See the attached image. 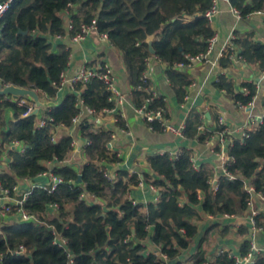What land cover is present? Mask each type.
<instances>
[{"label":"trees","instance_id":"obj_1","mask_svg":"<svg viewBox=\"0 0 264 264\" xmlns=\"http://www.w3.org/2000/svg\"><path fill=\"white\" fill-rule=\"evenodd\" d=\"M229 2L241 17L264 7V0ZM211 4L212 0H13L1 19L0 82L33 88L48 99H56L68 51L63 45L59 52L51 51L49 36L73 35L81 24H90L94 19L95 30L106 33L109 43L121 54L135 107L142 106L148 96L144 90L147 82L141 77L145 58L150 55L146 42L149 35H153L154 55L167 64L166 76L177 100L183 101L192 79L186 69L174 68L173 63H187L189 56L206 51L208 39L214 34L205 16ZM66 11L72 25L68 31L62 17ZM232 42L233 48H226L219 58L221 68L228 67L237 54L264 71L262 44L254 42L249 34L233 38ZM213 84L235 104L247 105L257 93L253 82H245L241 90L235 91L233 82L224 74H219ZM262 101L264 105V96ZM81 105L92 108L97 117L113 106L104 83L97 77L75 84L59 105L43 109L40 117L23 116L25 106L0 96V151L6 150L9 157L7 165L0 168L1 188L13 196V186L19 180L48 170V162L54 163L51 171L59 179L53 190L31 188L21 205L31 216L28 220L0 224V264H185L178 256L190 246L202 215L243 214L249 199L255 201L246 185L253 187V194L264 197V117L246 131V136L233 139L224 167L234 178L222 172L215 189L214 166L200 163L195 169L192 149L184 147L176 157H170L168 152L148 154L149 172L129 173L119 168L115 178L107 180V164L120 161L118 153L108 147L112 130L94 126V121L87 118L76 126L81 137L89 141L83 148L87 162L80 171L66 165L73 136L60 128L72 126ZM8 106L16 118H21L9 122L6 128L3 111ZM157 107L163 108L162 117L169 115L162 95L148 102V108ZM39 119H46L45 124L38 126ZM146 123L155 131L163 130L158 119ZM185 123L183 137L199 143L210 140L223 128L215 113L207 124L199 109H191ZM117 124L124 126L119 115ZM201 125L203 129H199ZM14 141L21 143L20 148L12 145ZM220 148L214 140L215 152ZM143 182L156 188L157 198L146 204L133 203L129 194ZM254 219L257 226L264 228V211ZM248 230L246 224L238 227L242 234ZM56 235L66 240L64 247L54 243ZM209 241L205 231L192 255V264L208 260L204 247ZM20 246L24 251L17 253ZM249 250L250 239H245L239 254ZM211 264L234 262L228 251H222ZM255 264H264V256H257Z\"/></svg>","mask_w":264,"mask_h":264},{"label":"crops","instance_id":"obj_2","mask_svg":"<svg viewBox=\"0 0 264 264\" xmlns=\"http://www.w3.org/2000/svg\"><path fill=\"white\" fill-rule=\"evenodd\" d=\"M215 4L218 12L210 23L214 29V34H216V40L208 54L207 58L209 61L206 63H196L184 68L195 83L194 86L187 88L190 99L185 101L177 100L170 86V81L166 76L167 64L162 61L151 60L150 82L153 89L164 96L167 103L168 116L175 125L186 120L191 109H199L204 112L207 124L211 123L215 113L218 120L219 118L222 119V123L228 129V132L238 135L242 130L253 129L257 125L255 121L264 117V105L262 101L264 96V71L260 70L256 63H247L237 54L226 68H221L218 61L225 44L233 38L249 34L254 42L264 46V15L251 13L244 17H239L231 10L232 6L229 0H216ZM68 16L66 12L62 13L65 26L69 19ZM70 36L68 33L61 37H56V35L49 36L51 51L59 52L61 45L68 51V62L64 70L65 74L70 76L83 65L105 61L110 65L112 73L115 76L116 85L120 92L124 94L125 99L122 104L116 106L115 110L105 111V114L100 117L93 116L87 110V107L83 106L77 121L72 126L60 128L73 136L72 149L64 163L80 171L87 162L83 150L85 138L81 137L76 130L77 124L82 119L87 118L89 121H94V126H103L112 130L109 147L118 153L120 161L114 164H107L109 171L116 172L117 169L123 168L129 173L141 174L149 172L146 162L148 154L170 152L179 147H184L192 149L193 158L197 164L207 163L214 166L212 184L217 183L222 171L220 169L218 153L213 149V141L211 140L208 144L199 143L194 139L191 141L186 140L184 137L175 136L169 131H155L151 129L142 116L137 113L136 107L131 100V85L120 52L109 41L102 39L97 31L88 32L84 39L79 42L72 41ZM238 50L236 51L238 52ZM219 74H224L233 82L235 91L241 90L242 84L245 82L255 83L257 93L253 98L251 107L245 109L239 108L229 95L214 86L213 83ZM69 89L70 87H64L60 90L59 96L56 99H48L37 92L41 99L44 98L47 101L57 103L61 99L62 94H65ZM42 110L43 108L39 111V117L42 115ZM206 113H208V117ZM117 115L122 117L124 126H118ZM12 116L16 118L14 110ZM11 119L12 117L5 119L4 116L6 128H8L9 122H13ZM8 161L7 151H0V168L3 169ZM47 166L48 170L43 171L37 176L19 180L13 196L1 192L0 189V208L6 204L13 205L17 203L23 193L31 190L34 186H52L54 176L51 169L54 163L48 162ZM157 194V190L153 189L151 184L143 182L132 188L129 197L136 203L146 204L155 201ZM254 200V207H257L260 211H264V200L258 195H255ZM52 208L49 207L51 210ZM9 220L22 221L18 214L4 213L0 210V224ZM197 224L198 232L191 239L190 246L178 256V259L185 264H188L187 261L195 253L205 231H208L211 241H213L212 236L214 235L215 237L213 243L209 241V246L204 247L208 259H213L220 251H228L229 253L240 255L239 249L245 239H253L258 247L264 249V229L252 231L247 211L243 214H224L216 217L202 215ZM244 224L249 226L248 232L245 234L239 233L238 227Z\"/></svg>","mask_w":264,"mask_h":264},{"label":"built area","instance_id":"obj_3","mask_svg":"<svg viewBox=\"0 0 264 264\" xmlns=\"http://www.w3.org/2000/svg\"><path fill=\"white\" fill-rule=\"evenodd\" d=\"M12 1L13 0H0V28H1V19L6 14V12L9 10ZM215 2H216V0H212V4H211L210 8L207 9L206 12H205V16L207 17V19L209 21H211L212 18L218 12V8H217ZM231 10L237 16L240 17V12H239L238 9H236L235 7L232 6ZM66 14L68 15L67 11H66ZM252 14L264 15V7L254 10L252 12ZM71 28H72V25H71V21H70V18H69L68 22L66 24V29L70 30ZM90 31H96L95 30V20L94 19H92L90 24H81L80 30L78 32H76L75 34L71 35L70 38L74 42H79L82 39H84L86 34L88 32H90ZM99 35H100V37L102 39L108 41L106 33H99ZM56 37H61V35L57 34ZM215 40H216V34H213L208 39V46H207V49H206V51L204 53H200V54L195 55V56H189L187 63H183V62L173 63V67L174 68H179V69H181V68L184 69L186 67L195 65L196 63H206V62H208L209 60H208L207 57H208V54H209V52H210ZM233 46H234V44H233L232 40L227 41V43L225 44V46H224V48L222 50L221 55L224 53L226 48L230 47V49H231V48H233ZM152 59L155 60V61H160L161 62V60L158 59L154 54H150L149 56H147L145 58L146 68H145L141 78L143 79L144 82H147V85H145L144 90L146 91L148 96L145 98V101H144L142 106L136 107V111H137V113H139L142 116V118L145 121H152L154 119H158V120H160V123H161V126H162L163 130L169 131L175 136L183 137V131H184L185 125H186L185 120L181 121L178 125H175L174 123H172V121H171L169 116H167V117H162L161 116L162 115V111H163L162 107L148 108V102L150 103L153 100V98L161 96L160 93H158L157 91H155L153 89L152 84L150 82V68H151V60ZM94 77H97L98 79H100L104 83L105 89L108 92V100L113 103V106L109 107V108H106L105 111L107 112V111L115 110L116 106H118V105L123 103L125 97H124V94L122 92H120V90L118 89V87L116 85L115 76L112 73L110 65L107 62H105V61H97V62H95L93 64L83 65L75 73H73L70 76H67L65 74V72L63 71L60 74V77H59L58 89L62 90L64 87H70V89H72L75 84H77V83H86V82H88L89 80H91ZM194 84L195 83L193 81H191V83L188 85V87H192V86H194ZM2 85L6 86V85H9V84H2ZM5 97H7L9 99L8 96H5ZM188 99H190V94L187 91L185 93L184 97H183V100L185 101V100H188ZM16 103L18 105H23V106L26 107V110H25V112H23L22 115H26L33 108V103H30V102H28V101H26L24 99H20ZM252 103H253V100H251L247 105L241 104V103H238L236 105L239 108L245 109L247 107H251ZM82 107L83 106L81 105V109H82ZM87 110L93 115V111L94 110L92 108L87 107ZM79 114L72 118V123H75L77 121ZM49 119L51 120V118H49ZM261 120H262V118H259L258 121H255V120L254 121L256 123H258ZM218 121H219V124H222L223 128L220 131L216 132L211 137V139L206 141L205 143L208 144L211 140L212 141L215 140V141L219 142L221 148H220V152H217V153H218V156L220 158V169L230 179H233L234 176L232 174L228 173L225 170V167H224V163L229 159V156L227 155L228 154L227 152H228V149H229L230 145L233 143V139L235 137H244V136H246V131L247 130H242L241 133H239L238 135H233L232 133L228 132V129L225 127V125H223L222 119L219 118ZM45 122H46V119H40L37 124H38V126H42V125L45 124ZM203 128H204L203 125L199 126V129H203ZM88 143H89V141L87 139H85V144H88ZM12 145L15 146V147L20 148L21 143L18 142V141H14V142H12ZM109 146H110V143H108V147ZM182 149H183V147L182 148L179 147V148H177V149H175L173 151H170L168 153H169L170 157H176V156H178L181 153ZM191 159H192L193 167L195 169H197V167H198L197 162L195 161V159L193 157ZM104 171H105L104 175H105L107 180H113L115 178L116 172H111L108 169H105ZM53 180H54L53 185L50 186V187H47L50 190H53L54 187H55V184L59 181V179H57L55 176L53 177ZM216 184L217 183H215V184L213 183L212 184L215 189H216ZM151 187L156 190V188H154L152 185H151ZM16 188H17L16 185L13 186V191ZM245 188H246V191L249 194L258 195L261 199L264 200V197L262 196L261 193H257V194L254 193L253 194L254 189H253L252 186H247L246 185ZM0 189H1V192L5 193V194H8V191L7 190H3L1 188V186H0ZM29 191L24 192L22 197H21V199L17 203L13 204V205L16 206L15 208H13L12 205H7L6 204V205H3L0 208V210L2 212H4V213H8L10 210L14 209L15 210L14 213L18 214L20 216L21 220H28L31 216L29 214H27L22 209L21 205H22L23 201L26 199ZM133 203H136V202L133 201ZM247 212H248V221L250 223L252 231L259 230V229H264L262 226H257L255 224L254 216L259 214L260 210L257 207H254V203H253V200L251 198L248 201ZM53 234H55V231H53ZM54 243H56L60 247H64V245L66 243V240L64 238L59 237V236L56 235ZM23 251H24V247L20 246L19 250H17V253H20V252H23ZM220 252H222V251H220ZM68 255L70 257V253H68ZM259 255L260 256L261 255L264 256V249H261L260 247H258L255 244L253 239L250 240V250L246 254H244V255H241V254L237 255L236 254L235 255L233 253H229L228 252V256L233 258L234 264H255L256 260H257V256H259ZM212 260L213 259L205 260V261L201 262V264H211Z\"/></svg>","mask_w":264,"mask_h":264},{"label":"water","instance_id":"obj_4","mask_svg":"<svg viewBox=\"0 0 264 264\" xmlns=\"http://www.w3.org/2000/svg\"><path fill=\"white\" fill-rule=\"evenodd\" d=\"M152 40H153V35H149L146 38V42L148 43V50H149L150 54H155V51L152 47ZM0 95L8 96L9 100L11 102H15V103L20 99H24L26 101H30V103H33L32 110L23 116L38 115L40 109H42V108L47 109L50 107L57 106L61 103L63 96H64V94H62L61 99L57 103H55L52 101H47L44 98L41 99L39 97V94H38L36 89L20 87V86H16V85H12V84L3 86L1 82H0ZM12 115H13V109L11 107H6L4 109L5 119H7L8 117L9 118L12 117L11 120L13 122H16L19 118H21V117L14 118ZM206 116L207 117L209 116L208 113H206ZM77 181L78 182L81 181V174L78 175ZM105 210H106V208H104V211ZM102 214H104V212Z\"/></svg>","mask_w":264,"mask_h":264},{"label":"rangeland","instance_id":"obj_5","mask_svg":"<svg viewBox=\"0 0 264 264\" xmlns=\"http://www.w3.org/2000/svg\"><path fill=\"white\" fill-rule=\"evenodd\" d=\"M213 234V233H212ZM210 237V235H208V238ZM212 240L213 241H211V237H210V241H211V243H213L214 242V240H215V237H214V235L212 236ZM209 246V243L206 245V247H208ZM193 257H191L188 261H187V263L188 264H192L193 263Z\"/></svg>","mask_w":264,"mask_h":264}]
</instances>
